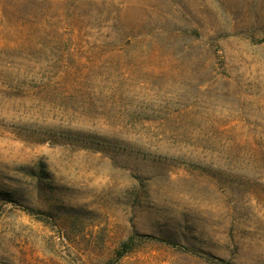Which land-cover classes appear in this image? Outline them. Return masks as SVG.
<instances>
[{"label": "rangeland", "instance_id": "obj_1", "mask_svg": "<svg viewBox=\"0 0 264 264\" xmlns=\"http://www.w3.org/2000/svg\"><path fill=\"white\" fill-rule=\"evenodd\" d=\"M0 264H264V0H0Z\"/></svg>", "mask_w": 264, "mask_h": 264}, {"label": "trees", "instance_id": "obj_2", "mask_svg": "<svg viewBox=\"0 0 264 264\" xmlns=\"http://www.w3.org/2000/svg\"><path fill=\"white\" fill-rule=\"evenodd\" d=\"M128 249H129V243L126 242L122 245L120 250H118V252H117L118 256L120 257V256L124 255L125 253H127L129 251Z\"/></svg>", "mask_w": 264, "mask_h": 264}]
</instances>
